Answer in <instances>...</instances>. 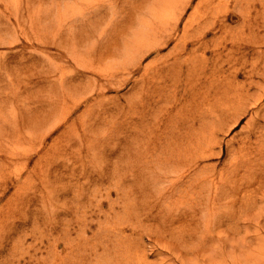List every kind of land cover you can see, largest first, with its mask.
I'll return each mask as SVG.
<instances>
[{"label":"bare ground","instance_id":"bare-ground-1","mask_svg":"<svg viewBox=\"0 0 264 264\" xmlns=\"http://www.w3.org/2000/svg\"><path fill=\"white\" fill-rule=\"evenodd\" d=\"M171 11L176 16L169 17ZM33 18L44 20V32L38 39L47 62L42 68L45 74L38 72V77L48 83L50 91L24 106L26 110L19 107L15 111L13 104L8 111L0 109V177L8 173L15 182L25 173L26 183H35L29 177L40 170L44 175L41 183L46 186L45 177L54 165L45 169L46 158L54 163L64 146L57 139L48 144L57 131H62L67 148L74 145V139L87 154L95 151L96 155L99 147L104 151L105 142L114 137L104 131L110 121L104 97L138 75L133 88L140 92V115H136L142 128L128 126L126 131L140 132L137 149L143 160L131 173H140L144 191L152 195L147 209L140 212L159 222L149 236L152 251L163 256L161 263L170 264L175 257L187 264L186 258L201 255L207 244H213L215 250L214 243L222 237H234L255 224L263 213L252 214V207L260 193L264 196V124L260 120L264 0H0V45L11 48L24 40L34 46L30 36ZM231 19L237 28L227 29ZM214 30L225 34L218 41L209 39ZM11 57L10 52L0 53V67L11 70ZM22 60L27 59L23 56ZM69 66L74 69L67 71ZM242 74L247 76V86L238 90L237 79ZM5 79V86L10 87L12 73ZM252 87L260 90L256 98L249 94ZM92 101L94 104L78 113ZM245 114H250L248 130L224 143L222 136ZM80 120L85 124L77 130ZM94 126L102 130L100 140L92 133ZM26 127L31 129L23 130ZM224 144L230 156L226 167L218 170L217 164H204L222 156ZM68 163L63 168L71 172L73 181L76 173L85 178L72 203L75 209L84 205L81 193L86 188L109 198L110 189L103 188L111 176L106 164L97 165L94 159L80 166L77 160ZM17 165L22 167L14 172ZM116 169L114 175L120 172ZM132 181L117 187V192L127 198L136 194ZM93 185L100 189L95 191ZM50 186L41 196L43 202L48 198L52 203L57 196ZM225 224L229 230L222 229ZM255 226L257 233L242 236L244 242L258 240L253 248L229 258L223 252L215 264H264V224L259 219ZM108 235L116 246L105 244ZM123 237V228L115 227L102 241L107 264H149L145 254L125 255L130 247ZM93 253V264H102L98 251ZM88 257L93 260L90 254L80 264Z\"/></svg>","mask_w":264,"mask_h":264},{"label":"rangeland","instance_id":"rangeland-1","mask_svg":"<svg viewBox=\"0 0 264 264\" xmlns=\"http://www.w3.org/2000/svg\"><path fill=\"white\" fill-rule=\"evenodd\" d=\"M223 2L225 3L226 0H223ZM229 4L231 5V2ZM37 5L36 3L35 6ZM84 5L87 4L84 3ZM176 14L175 11H171L169 17L176 16ZM219 17L221 18V16ZM227 24V29L237 28V22L234 19L229 20ZM43 32L44 20L40 18L39 20H34L33 18L30 36L34 46L27 45L24 40L15 43L11 48L6 45H0V53L10 52L12 54V57L9 58V63H11L9 69H12L7 70L0 67V80H3L0 81V105L2 106L0 109L2 111L11 109L12 104L15 111H18L19 107L22 110H26L24 106H30L37 96L46 97L44 95L49 93L50 86L48 83L38 77V72L45 74L42 68L47 62H44L42 56L43 46L40 45L38 39L42 37ZM224 34L225 32L222 33L221 30H214V33L209 35V39L215 38L218 41L221 39L219 37ZM173 44L171 43L163 53L167 52ZM206 55L211 57L209 51H207ZM23 56L25 60L27 59L26 61L22 60ZM225 66L229 68L228 64ZM73 69V67L69 66L66 70L72 71ZM9 73H12L14 80L10 87H6L5 85L8 82H6L5 77L9 76ZM136 76L127 81L126 84L115 86L104 97L107 103L105 108H109L108 116L110 117V121L105 125L104 131L107 129L108 135L112 133L114 136L113 139L108 140V144L105 142L106 149L104 151H102V147H99L96 150V155L95 151L94 155L92 153L87 154L86 148L81 147L74 139L72 140L74 145L67 148V142L64 136L61 135L62 131H57L48 139V144L57 139L56 141L62 140L64 146L59 149L61 156L54 163L51 162L50 158H46L45 169L54 164L51 168L53 172L45 177V179L47 178L46 186L41 183L40 177L44 175L40 170L29 177L35 183H26V180H29L25 178V173L19 181L15 182L10 181V174L8 173L6 177H0V264H80L82 262L81 258L90 254H92L91 258L93 260H89L88 257L84 264H93L95 262L94 250H97L100 254L101 263L107 264L105 259L108 252L103 258L102 241L115 227L123 228V240L130 247L129 252L125 254L126 256L130 255L132 257L138 254H145L147 263L162 264L161 259L163 256H158L152 251L149 236L150 229L154 230L159 222L153 215L147 218L146 215H142L144 211L140 212L142 209H147L152 200L149 196L152 195L144 191L145 180L140 179V173H135L137 174L136 176L131 173L133 169L140 168V161L143 160V158H140V153L137 149V146L140 145V132L135 134L131 133V131H126L128 126L139 131L142 128L136 115H140L141 109L140 92L136 90V87L133 88ZM237 81L238 90L242 89L243 86H247L244 85L247 84L246 74L239 76ZM2 84L4 86L1 87ZM249 94L256 98L260 94V90L258 87H252L249 89ZM90 104H94V101L87 105H82L78 113L87 109ZM262 104H264V97ZM117 107L121 109L117 110ZM262 110L260 120L264 124V105ZM95 117L91 120L93 121ZM249 117L250 114L242 116V120L236 123L229 133L222 136L224 143L233 135H239V133L248 130L250 125L247 120ZM131 119L133 120L132 123H130ZM83 124H85L83 120L78 121L76 129L79 130ZM93 128H96V130L92 131V133L97 140H100L102 130L96 126ZM29 129L31 128L26 127L23 130L27 131ZM62 129L63 127L60 128V130ZM99 143H103V141ZM34 145L36 144H31V146ZM226 148V144H224L222 156L210 158L204 164H217L218 170L221 167H226V163L229 162L230 158ZM93 159L97 165L106 164V168L111 169V176L106 179V184L103 186V188L110 189L111 194L109 198H102L86 188L81 193L82 197H85L84 205L75 209L72 203L78 195L80 186L84 183L85 178L76 173L73 181L71 172L63 168V163L77 160V165L80 166L81 162L85 164ZM130 166H134V168ZM21 167V165H17L12 170L15 172L20 170ZM114 168L115 170H117L116 168L119 169V174L114 175ZM14 176L15 173L12 174V177ZM132 178L134 181L131 180ZM129 181L133 182L136 194L127 198L117 192V187L121 186L123 188ZM28 183H30L29 186L27 185ZM51 184L55 189L54 195L57 196L52 203L48 198H45L43 202L41 196L50 191ZM23 186H27V188L24 189L22 188ZM92 188L98 191L100 186L93 185ZM262 196L263 194L260 193L257 203L252 207V214L260 211L263 213L259 215V218L255 219L254 225L234 237H222L221 241L214 243L215 250H213V244H207L201 248V250L203 249L201 255H195L196 257L198 256L197 258L188 256L186 258L187 264L190 261H196L198 264H215L223 252L228 257L231 254L241 255L249 249L248 247L253 248L258 240H249L250 242L248 243V241L244 242L242 240V236L257 233L258 227L255 225L259 219L264 224V209L261 210L264 207V200L261 201ZM101 201L103 202V207L100 209L99 204ZM165 205L162 208H165ZM230 208L233 210L235 207ZM135 213L139 215L138 221ZM114 214L117 216L116 218ZM133 222H136V224L133 225ZM222 229L225 231L230 228L225 224ZM230 234L232 235L233 233ZM109 237L112 238L111 235H108L105 244H109V247L116 246L108 240ZM204 248H207V251ZM74 251L77 252V255L74 254ZM168 262L170 264H182L175 257H172Z\"/></svg>","mask_w":264,"mask_h":264}]
</instances>
